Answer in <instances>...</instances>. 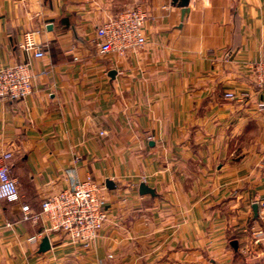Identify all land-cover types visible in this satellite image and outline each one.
I'll return each mask as SVG.
<instances>
[{
  "label": "crops",
  "instance_id": "obj_1",
  "mask_svg": "<svg viewBox=\"0 0 264 264\" xmlns=\"http://www.w3.org/2000/svg\"><path fill=\"white\" fill-rule=\"evenodd\" d=\"M129 7L147 14L145 45L99 54L97 28ZM26 32L43 58L20 48ZM261 61L264 0H190L186 14L173 0H0V67L28 62L35 76L26 99L0 100V155L12 153L20 194L0 200V264H232L263 253L264 91L250 68ZM88 177L108 211L90 249L45 232L46 218L22 221L23 204L40 211Z\"/></svg>",
  "mask_w": 264,
  "mask_h": 264
},
{
  "label": "built area",
  "instance_id": "obj_2",
  "mask_svg": "<svg viewBox=\"0 0 264 264\" xmlns=\"http://www.w3.org/2000/svg\"><path fill=\"white\" fill-rule=\"evenodd\" d=\"M146 18V12L139 7H129L109 17L97 28L96 45L99 54L125 55L142 48L146 43L144 34ZM36 34L37 32H26L19 46L36 58H43L45 51L36 39ZM250 68L259 90L264 91V61L253 62ZM34 77L28 62L0 67V100L26 99L32 92ZM224 97L229 101L243 102L248 98V94L228 91ZM256 107L258 111H264V99L258 101ZM11 158L10 152L0 155V200L19 203L17 182L7 164ZM106 203L102 189L88 177L74 189L63 190L46 198L41 204L40 211L34 212L29 205L23 204L21 219L39 222L46 218L49 224L45 232L63 233L72 244L90 249L100 237L107 221ZM261 206L264 208V202ZM45 232L32 236L30 241L37 243Z\"/></svg>",
  "mask_w": 264,
  "mask_h": 264
},
{
  "label": "water",
  "instance_id": "obj_3",
  "mask_svg": "<svg viewBox=\"0 0 264 264\" xmlns=\"http://www.w3.org/2000/svg\"><path fill=\"white\" fill-rule=\"evenodd\" d=\"M173 2L179 3V6L183 8V14H186L188 12V5H189L190 0H173ZM107 184L110 185V184H112V182L108 181ZM140 190L142 193H144V192L145 193H147V192L153 193V190L150 189L149 187H147L145 184H141ZM254 210L257 214L258 213L257 212V206H254ZM232 246H234V248L237 249L238 242L233 241ZM50 248H51L50 239L48 236H46L43 238L42 242L40 243L39 252H41V253L46 252Z\"/></svg>",
  "mask_w": 264,
  "mask_h": 264
},
{
  "label": "rangeland",
  "instance_id": "obj_4",
  "mask_svg": "<svg viewBox=\"0 0 264 264\" xmlns=\"http://www.w3.org/2000/svg\"><path fill=\"white\" fill-rule=\"evenodd\" d=\"M232 264H264V252H246L239 256H236Z\"/></svg>",
  "mask_w": 264,
  "mask_h": 264
},
{
  "label": "trees",
  "instance_id": "obj_5",
  "mask_svg": "<svg viewBox=\"0 0 264 264\" xmlns=\"http://www.w3.org/2000/svg\"><path fill=\"white\" fill-rule=\"evenodd\" d=\"M239 255H241V254L239 253V254H238V255H236V256H239ZM236 256H235V257H236Z\"/></svg>",
  "mask_w": 264,
  "mask_h": 264
}]
</instances>
